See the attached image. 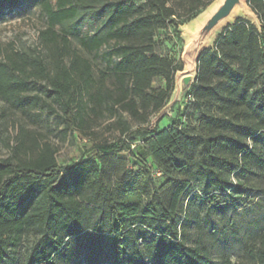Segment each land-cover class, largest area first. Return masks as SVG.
<instances>
[{
	"label": "trees",
	"instance_id": "16d2710c",
	"mask_svg": "<svg viewBox=\"0 0 264 264\" xmlns=\"http://www.w3.org/2000/svg\"><path fill=\"white\" fill-rule=\"evenodd\" d=\"M20 1L0 0V16ZM139 1L43 0L47 27L40 43L51 49V64L21 55L0 61V99L18 100L44 80V96L58 107L64 132L73 134L89 128L76 95L96 84L89 94L93 118L125 113L147 124L182 70L156 51L157 33L177 30L211 1ZM248 3L260 28L237 19L200 54L184 123L133 131L122 125L124 139L96 144L93 157L63 166L50 144L19 135L11 155L0 160V264H16L29 236L22 264H75L80 255L85 264H210L199 213L188 215L192 198L218 209L245 193L264 196V0ZM80 19L97 25L78 39L81 48L89 54L109 48L98 81L89 61L70 49L66 31H55ZM156 78L164 88L153 87ZM138 141L162 179L158 186L146 163L129 171L121 155H133ZM194 184L197 194L189 197ZM193 223L197 234L190 242ZM243 261L264 264V231Z\"/></svg>",
	"mask_w": 264,
	"mask_h": 264
},
{
	"label": "rangeland",
	"instance_id": "374dc122",
	"mask_svg": "<svg viewBox=\"0 0 264 264\" xmlns=\"http://www.w3.org/2000/svg\"><path fill=\"white\" fill-rule=\"evenodd\" d=\"M42 1L21 0L17 6L7 9L0 16L1 62H7L8 58L17 59L16 55H21V57H41L47 64H51V49L40 43V32L47 27V19L41 7ZM48 1L51 5L55 4V0ZM126 1L142 5L139 0ZM204 1H211V4L194 19L181 24L177 30L169 26L167 29L158 32L155 37L156 51L171 60L173 65H181L182 70L184 68L182 55L186 46V32L192 29L216 0ZM246 5L252 11L248 0ZM181 19L184 20L185 16H182ZM239 19H246L257 29L260 28L256 18L241 16ZM96 26L89 19H80L63 28L55 27V31L59 33L62 30L66 31L70 49L89 61L92 66L94 81H98L100 74L105 72V59L109 48L103 47L98 53L89 54L81 48L78 39L92 33ZM216 38L213 40L215 41ZM214 41L212 42L214 43ZM212 47L213 44L210 49ZM106 84L110 85L108 81ZM44 85V80H38L35 86L31 87L30 92L22 95L18 100L3 101L0 99V160L11 155V147H15L20 134L50 144L56 150V158L60 166L80 159H87L93 157L92 148L94 145L111 144L116 143L118 139H124V135L121 134L122 125L127 126L129 131H133L142 127H147L149 130L155 127L164 129L176 122L184 123L182 113L190 100L188 96L190 86L178 98H174L172 92L165 106L158 113L152 115L145 125L137 123L125 113L109 116L108 113L103 112L98 118H93L89 111V107H91L89 94L95 92V87L98 85L94 84L86 90L81 89L80 95H78L79 93L76 95V98L85 107L84 117L89 121V128L82 132L70 134L64 132V125L58 117L60 114L58 107L44 96L42 92ZM153 87L164 88V81L161 78H156L153 81ZM34 96L41 98V102L38 105L26 104L25 98ZM131 150L133 155L129 154L128 151L121 153L122 156L126 157L128 170H136L140 166L139 161H143L151 169L152 177L158 186L162 179L152 165L148 154L140 146V142H133ZM193 187L189 197L197 194V185L194 184ZM196 212L200 216L201 234L203 243L209 250L210 264L244 263L243 254L246 248L264 231V196L256 195L254 192L245 193L237 202L228 203L218 209H207L199 204L197 197H193L188 213L189 217L192 218ZM196 230L197 226L193 223L188 231L190 242L194 241L197 234ZM32 241L33 236H29L17 249L16 264L23 263ZM82 258L80 255L75 264H85ZM11 261H7V264H12Z\"/></svg>",
	"mask_w": 264,
	"mask_h": 264
},
{
	"label": "water",
	"instance_id": "95a60500",
	"mask_svg": "<svg viewBox=\"0 0 264 264\" xmlns=\"http://www.w3.org/2000/svg\"><path fill=\"white\" fill-rule=\"evenodd\" d=\"M246 1L247 0H216L214 4L210 7V9L206 12V14L194 24V26L192 27L194 28L193 34L188 44H186L183 55H182L183 66L185 67V65L187 64L190 69L185 71V69L183 68V70L177 73V75L174 78L175 87H174L173 93L177 86L178 80H179L178 86L182 91L186 90L193 83L196 77L197 60L200 54L203 51L210 49L211 45L213 44L212 42L210 46L206 47V43H204L206 38L221 23H223L228 18H230L234 14L236 9L241 8L244 14L246 15L245 16L246 18H256L257 19L254 12H252L247 7ZM237 19H239V17H237L234 21H236ZM231 23L227 24L222 29V31L227 26L232 25ZM191 30L192 29L188 30L186 32V35L189 34Z\"/></svg>",
	"mask_w": 264,
	"mask_h": 264
},
{
	"label": "bare ground",
	"instance_id": "6f19581e",
	"mask_svg": "<svg viewBox=\"0 0 264 264\" xmlns=\"http://www.w3.org/2000/svg\"><path fill=\"white\" fill-rule=\"evenodd\" d=\"M245 17L246 15L244 14L243 10L241 8L236 9V11L234 12V14L228 18L226 21H224L223 23H221L205 40L204 43H206V47L210 46L212 44L213 39L222 31V29L229 23H231L232 21H234L237 17ZM194 28H192L191 32H189V34H187L186 36V44H188V42L190 41V38L193 34ZM185 71H187L189 68V66L186 64L184 67ZM179 80L177 81V86L175 88V91L173 93V97L174 98H178L180 96V94L183 92L180 88H179Z\"/></svg>",
	"mask_w": 264,
	"mask_h": 264
}]
</instances>
